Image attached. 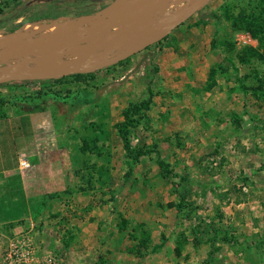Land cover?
I'll use <instances>...</instances> for the list:
<instances>
[{"label":"rangeland","instance_id":"1","mask_svg":"<svg viewBox=\"0 0 264 264\" xmlns=\"http://www.w3.org/2000/svg\"><path fill=\"white\" fill-rule=\"evenodd\" d=\"M191 1L0 0V36L61 43L0 39V52L53 63L112 56ZM263 8L211 0L116 64L0 81V116L46 113L40 167L0 182V264H264V42L235 25ZM150 91L127 139L132 152H152L136 159L119 129Z\"/></svg>","mask_w":264,"mask_h":264},{"label":"water","instance_id":"2","mask_svg":"<svg viewBox=\"0 0 264 264\" xmlns=\"http://www.w3.org/2000/svg\"><path fill=\"white\" fill-rule=\"evenodd\" d=\"M211 0H192L190 4L176 12L168 20L160 24L157 28L140 34L126 48L120 50L112 56L103 57L93 54H77L73 58H62V63H53L43 58H11L0 56V81H25L41 79H58L64 76L89 73L98 69L116 64L132 54L139 52L146 47L160 41L173 27L184 22L190 15L202 8ZM153 34L150 35L151 32ZM35 34V33H34ZM32 33L15 31L0 36V39L24 38L35 46L44 44H59L57 37L34 36ZM61 44V43H60ZM9 50V49H5ZM3 53L0 52V55ZM20 57V56H19ZM44 66L48 71H29L36 66ZM18 67L23 71L10 72L9 67Z\"/></svg>","mask_w":264,"mask_h":264},{"label":"crops","instance_id":"3","mask_svg":"<svg viewBox=\"0 0 264 264\" xmlns=\"http://www.w3.org/2000/svg\"><path fill=\"white\" fill-rule=\"evenodd\" d=\"M17 111L0 116V182L8 181L19 170L25 172L22 161H26L29 164L27 168L31 167V170L38 169L42 162L38 158V150L44 148L38 140L41 139L45 110Z\"/></svg>","mask_w":264,"mask_h":264},{"label":"trees","instance_id":"4","mask_svg":"<svg viewBox=\"0 0 264 264\" xmlns=\"http://www.w3.org/2000/svg\"><path fill=\"white\" fill-rule=\"evenodd\" d=\"M263 12H264V8H263ZM235 25L236 26H240V27H245V28H248V29H252L253 33L256 36H260L261 42H264V37L262 36V33L264 32V15L256 16L254 18L253 17H248L246 15H243V17H242V19L240 21V24L237 22V24H235ZM214 43H215V37L212 38L211 45H213ZM245 50H247V49H245ZM251 51L255 52L256 50L252 49ZM257 55H258V57L261 56V54H257ZM238 56H239L240 60H242L243 62H248L249 61V58L246 57L243 54V52H239ZM76 75H81V74H73V75H69V76H76ZM65 77H67V76L59 78L58 80L63 79ZM25 81H29V80H25ZM151 101H152V92L150 91L149 98L146 101H144L142 103H139V104H136V105H134L133 107H131V108H129L127 110L126 115H127V118L129 120L126 123H124L121 126V128L119 129V133L121 135V138L124 141V146H125L126 152L128 154H131V156L136 158V159L141 157V156L147 155L148 153L152 152V150L145 149V150H136V153L132 152L133 150L131 149L130 143H129L128 139H127L128 128L136 126L138 124V120H134L131 115L140 114L143 109L147 110L149 108L150 104H151ZM22 109L25 110L26 108H22ZM157 162H158V164L160 166V171L162 173V176L163 177H169L170 172H169V170H167V166L168 165H167L166 160L164 158L158 157ZM165 171H167V172H165Z\"/></svg>","mask_w":264,"mask_h":264},{"label":"bare ground","instance_id":"5","mask_svg":"<svg viewBox=\"0 0 264 264\" xmlns=\"http://www.w3.org/2000/svg\"><path fill=\"white\" fill-rule=\"evenodd\" d=\"M148 5V4H147ZM136 6V5H135ZM133 7V6H132ZM131 8V7H130ZM135 8V7H134ZM146 8V7H145ZM151 10V9H150ZM131 14V13H130ZM133 14V13H132ZM115 21V20H114ZM114 24H118V23H114ZM113 25V24H112ZM26 28H28V29H30V30H32V31H34V32H40V31H43V30H45L44 29V25H40V24H38V23H26L25 25H24ZM43 29V30H42ZM33 32V33H34ZM80 33H83L82 31H80V32H78V35H80ZM143 33H146L145 31H143ZM154 33V31L153 32H151L150 33V35L151 34H153ZM72 35V34H71ZM77 35V36H78ZM119 37V36H118ZM71 39L70 38H67L66 39V41H70ZM73 40V39H72ZM71 40V41H72ZM70 41V42H71ZM66 44V43H65ZM4 47H7V48H10L11 50H12V48H14L15 47V44L14 45H8V46H4ZM84 55H88V54H84ZM0 56H3V57H9V56H7L6 54H2V55H0ZM41 70H39V69H32V70H28L27 72H29V71H48V69L46 68V67H44V66H38ZM11 68H13V66L12 67H9V71L10 72H12V71H19V70H10ZM35 68V67H34ZM23 71V70H22Z\"/></svg>","mask_w":264,"mask_h":264},{"label":"built area","instance_id":"6","mask_svg":"<svg viewBox=\"0 0 264 264\" xmlns=\"http://www.w3.org/2000/svg\"><path fill=\"white\" fill-rule=\"evenodd\" d=\"M21 164L22 166H25V167L29 165L26 161H22Z\"/></svg>","mask_w":264,"mask_h":264}]
</instances>
